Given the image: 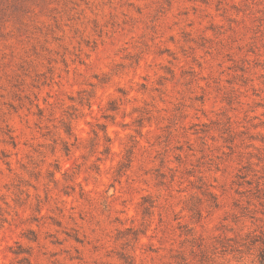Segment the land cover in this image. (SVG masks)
<instances>
[{"label": "clouds", "instance_id": "9594fccd", "mask_svg": "<svg viewBox=\"0 0 264 264\" xmlns=\"http://www.w3.org/2000/svg\"><path fill=\"white\" fill-rule=\"evenodd\" d=\"M19 3L0 264H264V0Z\"/></svg>", "mask_w": 264, "mask_h": 264}, {"label": "rangeland", "instance_id": "374dc122", "mask_svg": "<svg viewBox=\"0 0 264 264\" xmlns=\"http://www.w3.org/2000/svg\"><path fill=\"white\" fill-rule=\"evenodd\" d=\"M21 5L19 3V0H13V2H10V0H0V8H19Z\"/></svg>", "mask_w": 264, "mask_h": 264}]
</instances>
